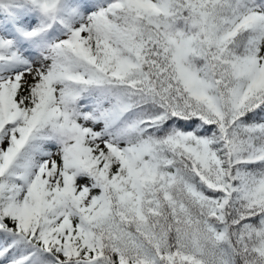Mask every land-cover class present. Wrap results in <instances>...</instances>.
<instances>
[{
  "label": "snow or ice",
  "instance_id": "1",
  "mask_svg": "<svg viewBox=\"0 0 264 264\" xmlns=\"http://www.w3.org/2000/svg\"><path fill=\"white\" fill-rule=\"evenodd\" d=\"M0 264H264V0H0Z\"/></svg>",
  "mask_w": 264,
  "mask_h": 264
}]
</instances>
